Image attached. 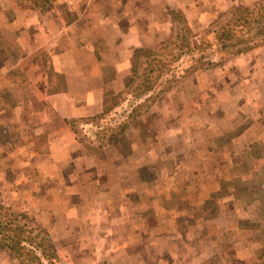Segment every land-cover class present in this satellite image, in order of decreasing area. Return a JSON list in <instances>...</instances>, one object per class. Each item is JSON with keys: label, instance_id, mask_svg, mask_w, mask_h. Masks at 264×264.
Segmentation results:
<instances>
[{"label": "rangeland", "instance_id": "374dc122", "mask_svg": "<svg viewBox=\"0 0 264 264\" xmlns=\"http://www.w3.org/2000/svg\"><path fill=\"white\" fill-rule=\"evenodd\" d=\"M14 1L21 10L63 11L67 7V0ZM259 6H264V0H182V11H171L168 35L153 46L155 52L165 53L164 60L166 53L170 55L171 72L162 76L167 62L158 65L153 61L143 68V60L147 64L155 53L150 57L148 52H141L137 60L136 49L124 90L106 102L102 113L72 120L69 133L58 130L36 137L42 156L26 161L23 187H33L37 179L45 188L59 161L53 150L61 153L67 144V153L73 156L66 164L68 171L102 174L98 190L104 194L102 201L112 207L103 215L118 217L124 213L126 218L136 219V227L125 226L123 234L139 228L156 235L163 224L169 225V219H176L178 226L166 229L174 236L182 234L181 240L173 244L181 254L194 247L191 241L199 245L217 236L218 257L204 261L201 257L206 252H202L194 258L197 262L244 264L241 259L246 254L249 264H264V41L259 45L253 41L254 47L242 53L232 52L237 47H230L233 49L228 52L217 48V53L216 43L212 53L200 62L199 51H189L178 22L182 14L190 28L200 34L217 27L236 29L249 18L238 11ZM73 7L77 13L87 9L84 0H76ZM259 13L264 15V9ZM231 15L235 16L234 22L227 25ZM258 38L263 40L262 35ZM27 44L32 42L28 40ZM232 44L239 47L237 42ZM51 132L52 139L58 138L57 148L49 147ZM46 151L53 157L46 156ZM132 187L136 191L129 194ZM119 193H128L146 209L134 214L129 196L124 199L126 203L117 205ZM21 202L20 198L10 202L0 199V206L20 215L15 224L20 222L28 229L26 233L41 232L37 241L44 236L52 241L54 250L47 249L46 256L38 249L41 263L52 264L55 259L53 264H88V259L77 256L87 249L77 243L60 245L64 253L75 254L63 257L52 240V228L45 225L48 222L44 220L50 217L46 205L44 209L34 208L29 198L21 209ZM121 206L122 213L118 209ZM1 212L0 225L5 221ZM36 227L42 230H32ZM163 235L160 237L165 239V245L170 244L166 241L169 234ZM165 261L170 264L173 260ZM10 262L24 264L12 254ZM92 262L112 264L108 258ZM155 263L156 260H147L146 264Z\"/></svg>", "mask_w": 264, "mask_h": 264}, {"label": "crops", "instance_id": "0c3cea01", "mask_svg": "<svg viewBox=\"0 0 264 264\" xmlns=\"http://www.w3.org/2000/svg\"><path fill=\"white\" fill-rule=\"evenodd\" d=\"M74 1L67 0L63 11H42L21 10L14 0H0V199L20 198L21 209L29 198L34 208L46 205L50 217L45 225L52 228V240L66 259L75 254L64 253L63 243L87 249L77 256L88 259V264L103 258L112 264H146L147 260L167 264L165 259L173 260L170 264H202L218 257L217 236L199 245L191 241L194 247L181 254L173 244L182 234L174 236L166 229L178 226L176 219H169V225L163 224L156 235L139 228L123 234L125 226L136 227V219L126 218L122 206L118 217L103 215L112 207L102 201L104 194L98 190L102 174L68 171L66 164L73 156L68 155L67 144L61 153L53 150L59 161L45 188L37 179L33 187H23L26 161L42 156L38 135L58 130L69 133L72 120L102 113L106 102L124 90L134 51L154 49L171 29V11H182V0H84L87 9L77 13ZM52 133L49 147L57 148L58 138L52 139ZM135 191L132 187L128 193ZM128 193H119L115 201L126 203L129 196L131 210L138 215L146 206L142 209ZM163 233L169 234L166 241L170 244L165 245ZM197 254L204 258L200 263L194 259ZM10 256L0 250V264H12ZM241 260L249 264L248 255Z\"/></svg>", "mask_w": 264, "mask_h": 264}, {"label": "trees", "instance_id": "16d2710c", "mask_svg": "<svg viewBox=\"0 0 264 264\" xmlns=\"http://www.w3.org/2000/svg\"><path fill=\"white\" fill-rule=\"evenodd\" d=\"M263 9L264 6H259L256 8H244L242 10H239V14H241L244 18L245 16L249 18H246L245 23L238 24L236 26V29H221L217 27L218 29L208 30L206 33L200 34L198 32H194L193 29L190 28L188 22L185 21L184 17H182V14L180 16L181 20L178 22L182 24V37H184V40L186 38L185 43L187 46H189V51L192 52L193 50H198L201 57L199 61L202 62L209 53H212L214 45L216 43H219V46L216 47L217 53H219L217 48H220L223 51L226 50L228 52L233 49H230V47H237L235 48V51L232 52L242 53L254 47L252 45L253 41H256V45L261 44V41H264V15L259 16V12ZM230 17L231 18L229 19V23L227 22V25H230L234 22L235 16L231 15ZM256 18L258 21H256ZM255 21L258 23H255ZM233 31L235 32L233 33ZM261 35L263 36V40H260L262 38H258ZM233 42H237V45H239V47L233 46ZM141 52H148L150 57L153 53H155L151 58L147 60V64H145L143 60V68H146L153 61H155L158 65H165V62H167V71L164 72L162 76H167L171 72L172 65L169 64L171 61V57L168 53H166V60H164L162 57H164L165 53L155 52V50L151 48H139L136 50L135 54L137 60ZM137 69L138 67L136 66V68L134 69V76L137 73ZM149 75L151 74H148L147 76ZM144 83L145 82H143L141 85H143ZM0 211H2L1 213L4 214L5 220L1 222L2 224L0 225V233L2 234V237L0 238V248L6 249L8 252H10V254L18 257L19 260H21L24 264H30L32 261H37V264H43L41 263V257L38 254V249H42L41 253L43 256H46L45 251H47V249L50 248L51 251L52 249L54 250V246L52 245V241L49 239V237L44 236L40 241H37V235L41 233L39 231H41L42 229H39L37 227L35 229H32L39 232L37 235L26 233L28 229L23 228L20 225V222L17 221L19 224H15L16 217L18 218L20 215L13 214L9 211V209L2 206H0ZM0 221H2L1 218ZM51 253L54 257L57 258V255L55 256L53 252ZM54 261L55 259H53L51 263L53 264Z\"/></svg>", "mask_w": 264, "mask_h": 264}]
</instances>
